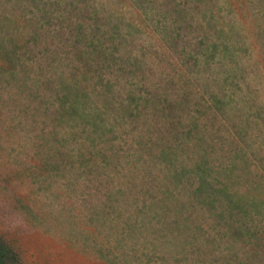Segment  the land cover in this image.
<instances>
[{
	"label": "trees",
	"instance_id": "obj_1",
	"mask_svg": "<svg viewBox=\"0 0 264 264\" xmlns=\"http://www.w3.org/2000/svg\"><path fill=\"white\" fill-rule=\"evenodd\" d=\"M2 151L118 196L151 264H264V0H0Z\"/></svg>",
	"mask_w": 264,
	"mask_h": 264
},
{
	"label": "rangeland",
	"instance_id": "obj_2",
	"mask_svg": "<svg viewBox=\"0 0 264 264\" xmlns=\"http://www.w3.org/2000/svg\"><path fill=\"white\" fill-rule=\"evenodd\" d=\"M245 30L251 28L246 26ZM255 32L260 35L254 30L253 38ZM52 145L45 148L51 149ZM21 169V157L15 158L2 151L0 221L20 239L30 264H116L114 261L118 264H151L153 254L147 248L145 254L141 251L140 240L137 234L134 236L137 231L128 221L131 218L124 217L126 213L118 196L112 203L113 213L102 217L98 223L92 216L96 209L107 206L108 196L105 190L84 188L88 186V177H80V188L74 191L67 187L68 179H49L47 186L50 189L45 190L19 174ZM26 206H30L35 215L27 213ZM144 243L148 244L149 239ZM124 249L132 255L122 253ZM108 250L111 253L108 254ZM170 264H173L172 260Z\"/></svg>",
	"mask_w": 264,
	"mask_h": 264
}]
</instances>
